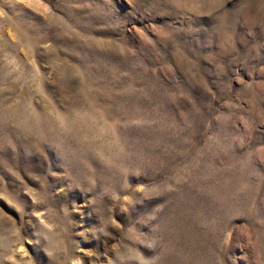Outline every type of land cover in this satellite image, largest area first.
Instances as JSON below:
<instances>
[{"label":"rangeland","instance_id":"obj_1","mask_svg":"<svg viewBox=\"0 0 264 264\" xmlns=\"http://www.w3.org/2000/svg\"><path fill=\"white\" fill-rule=\"evenodd\" d=\"M0 264H264V0H0Z\"/></svg>","mask_w":264,"mask_h":264}]
</instances>
